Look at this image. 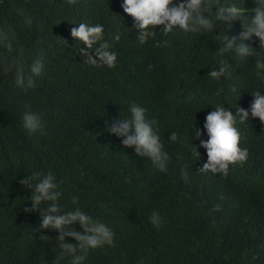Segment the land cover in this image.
<instances>
[{"label": "trees", "instance_id": "obj_1", "mask_svg": "<svg viewBox=\"0 0 264 264\" xmlns=\"http://www.w3.org/2000/svg\"><path fill=\"white\" fill-rule=\"evenodd\" d=\"M231 2L245 13L254 7L253 0ZM121 4L0 0V29H10L25 49L26 71L34 61L42 65L27 90L15 84L13 71L0 70V264H55L59 254V233L40 227V210L25 209L34 189L20 181L34 171L54 175L62 210L79 207L114 232L113 243L89 250L83 264H264V125L237 116L247 159L230 164L227 176L200 170L208 162L200 143L208 139L206 115L217 105L236 115L250 108L252 91H264L255 68L259 39L244 41L253 55L221 53L224 39L243 30L237 18L200 33L164 35L158 25L155 37L140 44ZM79 23L104 25L93 49L107 42L117 53L114 67L86 62L84 45L71 37ZM157 41L167 43L156 47ZM221 61L226 74L210 78ZM131 103L154 122L169 156L166 171L107 130ZM25 111L42 116V131L23 127ZM153 211L162 218L158 228L149 219ZM67 227L84 232L78 222ZM64 242L76 243L69 236Z\"/></svg>", "mask_w": 264, "mask_h": 264}, {"label": "clouds", "instance_id": "obj_2", "mask_svg": "<svg viewBox=\"0 0 264 264\" xmlns=\"http://www.w3.org/2000/svg\"><path fill=\"white\" fill-rule=\"evenodd\" d=\"M75 2V0H72ZM254 7L245 13L239 7L232 4L231 0H122L121 7L124 13L133 18V27L137 30V41L146 43L149 38L155 37V28L162 25L160 32L164 35L175 30L184 33L211 32L218 25L229 24L234 19L242 21L243 30L238 36H227L224 39L220 52L233 51L240 56L253 55V47L244 41L255 36L259 39L260 51L255 53V68L257 75L264 80V0H253ZM23 15V10H17ZM24 22L31 23V18L24 16ZM152 26V27H150ZM104 25L79 23L78 27L71 29V37L80 41L84 47L80 53L86 58V62L95 66L102 63L108 67H114L117 53L109 50L107 42L99 44L93 49V45L103 41ZM119 34L114 39L119 40ZM167 41H157L156 47ZM0 49L6 50L8 55H0V70L13 71L15 84L25 90L35 86L34 76L42 71V65L34 61L25 68V49L16 46L15 34L9 29H0ZM151 67V66H149ZM228 65L223 61L218 68L211 69L207 75L219 80L227 72ZM28 72L31 75H28ZM249 109L237 108L236 115L224 106L217 105L212 108L204 120V128L208 139L201 140V146L207 150L208 162L200 168L201 171L211 170L228 175L230 164L237 161H245L248 157V149L240 146L241 131L237 127L236 117L245 123L251 118H258L264 125V91L255 90ZM128 115L114 122L107 130L118 136L124 137L122 143L125 146H135V152L142 157H148L161 171H166L169 160L168 153L164 151V145L160 136L153 127L154 122L146 117V108L137 103H131ZM23 127L29 133H35L44 129V121L39 113L25 111L22 115ZM196 137L201 135L200 130L195 131ZM177 139L176 133H171V140ZM195 146V145H194ZM192 155L200 159V153L195 146ZM187 180V172L183 171ZM34 181V183H32ZM20 183L34 189L30 197L31 208L26 211L40 210V227L54 229L59 233V254L55 258V264L67 256L71 257V264H83L89 250L111 245L114 232L105 223L93 219L88 213L79 207L68 211L62 210L59 204L61 191L54 175L34 171L27 175ZM77 200L73 197V203ZM45 205L41 207V205ZM61 213V214H57ZM150 222L154 227H160L161 215L153 211ZM78 222L84 232L69 230L67 226ZM65 236L73 237L76 243H66Z\"/></svg>", "mask_w": 264, "mask_h": 264}]
</instances>
